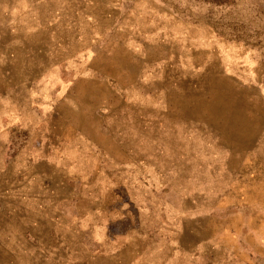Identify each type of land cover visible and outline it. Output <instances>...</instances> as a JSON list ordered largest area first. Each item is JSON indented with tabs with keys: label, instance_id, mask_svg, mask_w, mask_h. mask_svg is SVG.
<instances>
[{
	"label": "rangeland",
	"instance_id": "rangeland-1",
	"mask_svg": "<svg viewBox=\"0 0 264 264\" xmlns=\"http://www.w3.org/2000/svg\"><path fill=\"white\" fill-rule=\"evenodd\" d=\"M23 1L0 0V264H264V154L181 114L264 129V0Z\"/></svg>",
	"mask_w": 264,
	"mask_h": 264
},
{
	"label": "crops",
	"instance_id": "crops-1",
	"mask_svg": "<svg viewBox=\"0 0 264 264\" xmlns=\"http://www.w3.org/2000/svg\"><path fill=\"white\" fill-rule=\"evenodd\" d=\"M25 1V0H24ZM23 1V2H24ZM31 1V0H27ZM40 1V0H39ZM25 6V4H23ZM200 107L192 108L189 111H185V109H182L181 114L183 117H188L190 119H205L211 122H220V125H211L214 129L220 132L221 135L224 136V138L228 140H224L223 147L230 149L233 152L239 151L240 149H246L245 151L249 152L255 160H262V158H255V156H262L264 154V150L262 146V141L260 140V137L262 136L263 132V125L254 122V124L251 126L246 124L241 125L240 128H234L230 127L228 123L223 122L224 115H227L228 113L234 112L236 109L230 108L227 109L225 113H222V110L219 112H213L206 106L203 107V112L200 111ZM245 116L251 117V120L255 121L254 112H243ZM250 114V115H248ZM254 116V117H253ZM249 117H245L248 119ZM250 120V118H249ZM223 122V123H222ZM237 138L239 140H237ZM262 139V138H261Z\"/></svg>",
	"mask_w": 264,
	"mask_h": 264
}]
</instances>
